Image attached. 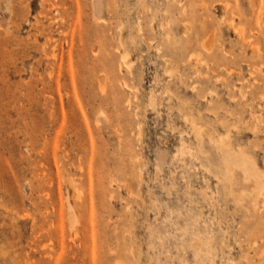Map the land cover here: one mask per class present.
Listing matches in <instances>:
<instances>
[{"label":"rangeland","instance_id":"1","mask_svg":"<svg viewBox=\"0 0 264 264\" xmlns=\"http://www.w3.org/2000/svg\"><path fill=\"white\" fill-rule=\"evenodd\" d=\"M0 264H264V0H0Z\"/></svg>","mask_w":264,"mask_h":264},{"label":"bare ground","instance_id":"2","mask_svg":"<svg viewBox=\"0 0 264 264\" xmlns=\"http://www.w3.org/2000/svg\"><path fill=\"white\" fill-rule=\"evenodd\" d=\"M220 144V143H219ZM242 166V165H241ZM226 169V168H225Z\"/></svg>","mask_w":264,"mask_h":264}]
</instances>
